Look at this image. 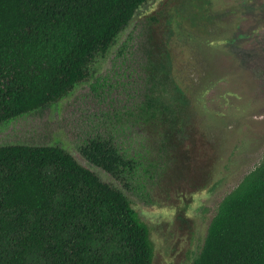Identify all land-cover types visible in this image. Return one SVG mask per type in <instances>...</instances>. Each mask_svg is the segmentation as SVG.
I'll return each mask as SVG.
<instances>
[{
  "label": "trees",
  "instance_id": "trees-1",
  "mask_svg": "<svg viewBox=\"0 0 264 264\" xmlns=\"http://www.w3.org/2000/svg\"><path fill=\"white\" fill-rule=\"evenodd\" d=\"M146 1L0 0V124L86 80ZM157 22L149 17L147 89L136 120L157 143L160 180L193 164L196 184L206 169L205 185L213 157L198 159L203 143L168 78ZM81 151L116 177L135 164L106 138L88 140ZM189 206L179 205V214ZM153 256L150 225L128 196L65 148L0 146V264H153ZM190 264H264V162L223 199Z\"/></svg>",
  "mask_w": 264,
  "mask_h": 264
},
{
  "label": "rangeland",
  "instance_id": "rangeland-1",
  "mask_svg": "<svg viewBox=\"0 0 264 264\" xmlns=\"http://www.w3.org/2000/svg\"><path fill=\"white\" fill-rule=\"evenodd\" d=\"M212 2L211 12H232L212 27L216 33L200 24L205 0H147L97 55L86 80L61 100L0 124V146L60 145L122 190L150 225L153 264H190L223 199L264 162V0ZM152 15L168 45V78L186 98L187 124L203 143L198 159L213 157L205 185L206 169L196 184L193 164L160 180L157 143L136 120ZM98 137L133 159V169L116 177L92 163L81 147Z\"/></svg>",
  "mask_w": 264,
  "mask_h": 264
},
{
  "label": "flooded vegetation",
  "instance_id": "flooded-vegetation-1",
  "mask_svg": "<svg viewBox=\"0 0 264 264\" xmlns=\"http://www.w3.org/2000/svg\"><path fill=\"white\" fill-rule=\"evenodd\" d=\"M205 7L203 9V14H202V17L200 19V24L201 26H203V28H209L210 30V33H216V31L213 30L212 27H214L217 23V21L219 19H222V18H227L228 14L231 12L230 10H221V11H214V12H211V7H212V0H205ZM232 14V12H231ZM160 21V20H159ZM159 22L156 23V27H157V32H158V35L160 37V41L161 42H165L166 43V46H167V49H166V55L168 53V45H167V42L165 41L164 39V30L162 28V25H159L158 24ZM169 70V69H168ZM168 75L170 76V72L168 71Z\"/></svg>",
  "mask_w": 264,
  "mask_h": 264
}]
</instances>
